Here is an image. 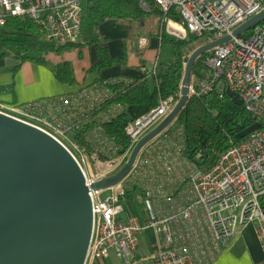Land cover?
Returning a JSON list of instances; mask_svg holds the SVG:
<instances>
[{
    "label": "built area",
    "instance_id": "2783aa9c",
    "mask_svg": "<svg viewBox=\"0 0 264 264\" xmlns=\"http://www.w3.org/2000/svg\"><path fill=\"white\" fill-rule=\"evenodd\" d=\"M150 3L163 11L172 28L204 35L205 41L230 33L264 7V0H140L145 9ZM81 13V0H0V30L8 17L28 16L37 38L67 47L80 34ZM145 41L141 37L140 45ZM202 60L207 70L198 81L192 76L191 94L235 91L259 127L238 142L230 141L209 168L195 167L180 192L166 191L161 179L151 190L150 183L157 180V173L150 175L148 170L157 168L156 161L138 157L118 183L89 190L94 225L87 257H107L112 249L123 264H133L139 234L147 227L156 234L151 264H212L223 250L241 239L248 224L253 225L264 249V18L213 46ZM107 81L84 85L55 99L19 105L0 102V111L53 135L78 161L89 185L115 172L125 161L123 157L108 160L96 146L88 150L70 135L81 116L112 95ZM170 97H160L155 106L127 122L129 149L172 107ZM121 108L122 104L115 103L103 109L100 120H109ZM99 127L95 125L86 132L88 141H92L91 133V138L99 136ZM181 161L166 160L163 169L170 172ZM100 162L105 166L100 167ZM130 173L138 176L148 190L141 200L143 216L136 213L122 218L118 207L121 183ZM257 264H264V257Z\"/></svg>",
    "mask_w": 264,
    "mask_h": 264
},
{
    "label": "water",
    "instance_id": "95a60500",
    "mask_svg": "<svg viewBox=\"0 0 264 264\" xmlns=\"http://www.w3.org/2000/svg\"><path fill=\"white\" fill-rule=\"evenodd\" d=\"M263 18L264 7L230 33L198 43L184 55L179 93L172 107L131 146L119 169L89 185L78 161L53 135L0 111V264H85L94 225L89 190L118 183L140 149L178 117L192 95V71L202 54ZM226 92L242 105L235 91ZM259 125L254 122L239 136Z\"/></svg>",
    "mask_w": 264,
    "mask_h": 264
},
{
    "label": "trees",
    "instance_id": "16d2710c",
    "mask_svg": "<svg viewBox=\"0 0 264 264\" xmlns=\"http://www.w3.org/2000/svg\"><path fill=\"white\" fill-rule=\"evenodd\" d=\"M81 6L82 43L78 46L95 44L97 60L91 69L97 71L123 59V57L109 55L107 47L101 45V40H104L98 32L101 22L106 19L125 22L151 12H159L153 3H150L152 9L145 10L141 7L140 0H81ZM168 14L170 15L171 12ZM164 38L165 36H162L161 42ZM205 39L204 35L187 31L185 38L171 37V43L176 45L182 42L184 46H187L194 41L203 42ZM177 48L174 49L172 57L165 61L158 60L154 68L142 76L97 78L95 82L102 79L108 80L107 87L112 95L81 116L79 125L70 131L71 137L79 144L85 145L88 150H92L93 143L86 139V132L95 125H100L105 135L113 138L111 140L117 147V153L124 154L131 145V140L125 132L127 122L155 106L160 97L171 96V102L177 99L184 69L183 56L187 54L185 50ZM63 50L64 46L61 44L37 38L28 16L8 17L0 30V58L10 54L20 61L28 59L44 62L49 53L59 54ZM204 55L205 53L194 64L192 73L195 81L200 80L207 70L202 60ZM53 69L60 81L68 84L74 82L73 69L69 61L56 63ZM66 93L70 92L64 94ZM115 103L122 104V108L109 120L100 121L94 117ZM176 120L182 126L185 155L200 169L205 170L216 161L220 152L230 141L238 142L246 136H239V134L253 124L256 117L243 105L236 104L227 92L221 95L218 92H212L205 95H191ZM196 153H199L198 157ZM143 195L142 191V197Z\"/></svg>",
    "mask_w": 264,
    "mask_h": 264
},
{
    "label": "crops",
    "instance_id": "0c3cea01",
    "mask_svg": "<svg viewBox=\"0 0 264 264\" xmlns=\"http://www.w3.org/2000/svg\"><path fill=\"white\" fill-rule=\"evenodd\" d=\"M158 28L147 36L139 32L133 33L130 25L125 22L114 19H106L101 22L98 28L99 35L104 38L101 40V45L107 47L109 55L123 57V59L105 66L99 71L91 69L97 60L95 44L78 46L79 43H82L80 35H77L69 46H64L63 52L49 53L44 62L28 59L20 61L10 54L6 55L0 58V102L19 105L31 100L50 99L65 92H76L82 86L94 83L99 77L133 78L142 76L153 69L158 61L159 44L162 36H165L161 31L162 28ZM141 37L146 38L145 44L142 46L139 42ZM61 61H69L71 64L75 78L71 84L64 83L55 76L54 64ZM94 117L100 120L101 112ZM176 119L161 133L148 141L137 155V160L156 161L157 168L148 170L150 175L157 173V180L150 183L151 190L161 179L166 191L180 192L186 187L189 173L197 167L196 163L188 158L182 149L184 145L183 131L181 124ZM98 130L99 136L91 138L93 135L91 133L90 139L93 146L99 149L100 154L108 160L115 157H123L126 160L129 150L124 154L117 153L115 143L106 139L103 128L100 126ZM166 160L182 161L175 163L172 170L166 172L163 169ZM121 186L122 193L119 195L118 207L120 217L126 218L128 214H136L137 211V206L133 203V195L139 191L138 195L142 197V191L145 193L148 187L143 185L139 177L132 173L122 181ZM141 200L138 205L140 209H142ZM251 227H253L252 224H248L244 228L243 234ZM243 234L240 240L223 250L212 264H257L264 257V249L258 240L249 244ZM155 237L156 234L151 227L145 228L139 234L133 264H151L152 244ZM85 264H123V262L111 249L107 257L86 260Z\"/></svg>",
    "mask_w": 264,
    "mask_h": 264
},
{
    "label": "rangeland",
    "instance_id": "374dc122",
    "mask_svg": "<svg viewBox=\"0 0 264 264\" xmlns=\"http://www.w3.org/2000/svg\"><path fill=\"white\" fill-rule=\"evenodd\" d=\"M156 6V5H155ZM158 8V6H156ZM151 6L148 9L145 10H150ZM152 9V8H151ZM159 12H151L147 15H144L140 18L137 19H133V20H129V21H125V23L129 24L131 27V31L133 33L135 32H139L145 35H149V33H154L156 30H158V27L162 28V33L165 35V38L163 40V42H160L159 44V51H158V58L157 60L159 61H165L167 60L169 57L173 56V51L174 49H178L177 47L180 48V50H185V52H187V54L198 44L201 43V41H194L192 44L184 46L183 43H176L173 44L171 43V37L172 38H185L187 32H182V35L175 32L172 27L170 26V24L168 23L167 19L165 18V16L163 15V11L158 8ZM162 13V16L160 17V14ZM248 33V31H247ZM245 32V34H247ZM81 36V34H79ZM78 35V36H79ZM9 56V54L7 55ZM88 169L90 171V174H92V170L90 169V167L88 166ZM135 193V192H134ZM139 191H137L133 196H134V205H136V213L139 214L140 216H143V210L140 209L139 202L142 199V197L140 195H138ZM253 226V225H252ZM243 234V233H242ZM94 237V236H93ZM243 237L245 239H247L249 241V244H252L253 242H256V235H255V231H254V227H251V229L249 228L246 232H244ZM143 240V239H142ZM90 256L87 257L86 260H90Z\"/></svg>",
    "mask_w": 264,
    "mask_h": 264
},
{
    "label": "bare ground",
    "instance_id": "6f19581e",
    "mask_svg": "<svg viewBox=\"0 0 264 264\" xmlns=\"http://www.w3.org/2000/svg\"><path fill=\"white\" fill-rule=\"evenodd\" d=\"M98 164H99L100 167L105 166V164H104L103 162H100V163H98Z\"/></svg>",
    "mask_w": 264,
    "mask_h": 264
}]
</instances>
